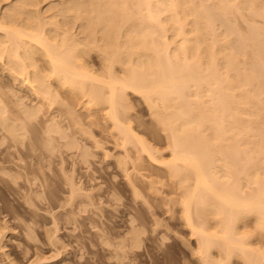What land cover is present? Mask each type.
I'll list each match as a JSON object with an SVG mask.
<instances>
[{
	"label": "bare ground",
	"instance_id": "bare-ground-1",
	"mask_svg": "<svg viewBox=\"0 0 264 264\" xmlns=\"http://www.w3.org/2000/svg\"><path fill=\"white\" fill-rule=\"evenodd\" d=\"M130 93L164 151L130 124ZM76 104L88 128L108 122L114 145L135 154L138 179L150 164L164 170L143 181L149 194L173 185L201 264H264V241L254 245L264 240V0H0V151L27 140L39 161L64 148L86 164L78 132L110 155Z\"/></svg>",
	"mask_w": 264,
	"mask_h": 264
},
{
	"label": "rangeland",
	"instance_id": "rangeland-1",
	"mask_svg": "<svg viewBox=\"0 0 264 264\" xmlns=\"http://www.w3.org/2000/svg\"><path fill=\"white\" fill-rule=\"evenodd\" d=\"M21 91L19 93L28 94L23 89ZM128 101L129 122L135 131L158 150L164 151L166 139L162 134L151 133V118L143 101L131 93ZM74 108L79 114V121L85 123L84 128H90L95 138L103 139H100L101 145L110 155L103 156L101 150L95 149L90 139L84 137H87L86 134H79L77 127L84 124L77 122V129L73 126L72 131L76 130L78 139L91 152L86 164L80 160L76 150L62 151L64 139L55 141L56 146L60 144L56 150H62L55 151L50 161L39 157L40 160L44 159L41 160L44 163L38 160L36 151L25 147L27 140L23 145L24 150L19 146L23 152L15 147L17 150L11 148L10 153L1 150L0 159L5 160L2 161L3 165L8 168L7 171L0 169V229L2 225L5 226L0 231V264H11L13 259L15 264H201L194 255L196 238L184 225L179 205L171 202L177 193L171 190L174 189L173 185L167 181L166 185L158 184V188L156 183L157 190L163 187L161 191L155 193L149 190L153 195L148 193L145 182L154 177L163 181L164 177L161 176L164 170L151 164L146 168L147 162L142 159L140 163L145 160L144 165L141 164L145 169L140 168L138 172L141 175L152 172L154 175H148L149 180L148 176L145 178L143 175L145 182L138 179L132 165L136 161L131 162L134 153H125L121 147L114 145L109 123L106 122L104 126L103 122L100 125L102 128L93 125L88 128L81 105L76 104ZM138 118L146 122L151 131L144 122L141 124L137 121ZM66 122L69 125L74 121L63 120L61 125L66 126ZM119 159L121 166H117ZM41 181L45 184L44 188L39 187ZM71 184L78 188H74L72 195ZM36 189L40 193H35ZM24 223L30 229V236ZM248 226L243 229H251ZM254 237L251 241L258 242ZM260 241L254 245L261 246L264 240ZM213 254L217 256L216 251ZM231 262L245 264L238 258H233Z\"/></svg>",
	"mask_w": 264,
	"mask_h": 264
}]
</instances>
